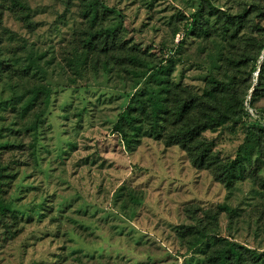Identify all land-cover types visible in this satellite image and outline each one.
<instances>
[{
	"label": "rangeland",
	"instance_id": "obj_1",
	"mask_svg": "<svg viewBox=\"0 0 264 264\" xmlns=\"http://www.w3.org/2000/svg\"><path fill=\"white\" fill-rule=\"evenodd\" d=\"M22 1L28 17L0 0V202L16 212L19 230L11 237L0 229V264H205L214 239L192 247L205 232L264 252V152L231 188L180 146L157 139L148 112L131 150L114 131L167 60L175 61L171 79L181 95L225 79L237 39L264 42V0H101L115 12L101 27L118 26L124 49L109 56H84L91 28L81 0ZM207 1L247 14L238 38L230 39L222 20L202 19ZM195 22L212 37L189 31ZM133 52L142 64L128 61ZM251 67L236 69L242 96L251 88L249 100L258 85ZM38 84L51 96H33ZM255 107L264 118L263 91ZM260 128L242 117L204 136L230 162L248 130ZM160 131L166 138L169 125Z\"/></svg>",
	"mask_w": 264,
	"mask_h": 264
},
{
	"label": "trees",
	"instance_id": "obj_2",
	"mask_svg": "<svg viewBox=\"0 0 264 264\" xmlns=\"http://www.w3.org/2000/svg\"><path fill=\"white\" fill-rule=\"evenodd\" d=\"M83 3L82 15L89 21L91 31L88 32L84 41V56L90 51L104 52L106 56L113 55L117 51H123L119 45V27L113 26L106 29L101 27V22L114 10L103 5L101 0H81ZM10 9L23 11L29 16V8L22 0H7ZM202 19L208 15L222 20L223 28L230 33V39H236L245 29L247 14H228L210 2H206L205 11L200 13ZM201 19V21H202ZM258 32L262 31L257 28ZM3 30L2 16L0 13V31ZM195 35L204 34L206 38L212 37L209 26L202 22H195L189 29ZM238 58L234 55L226 58L234 68L227 71L225 79L210 78L211 88H206L202 94H192L189 91L181 95L178 85L172 82L175 71V61L167 60L165 65L160 64L152 70L146 88L133 96L131 103L117 121L114 131L119 133L128 149L139 144L143 137V126L141 113L148 112L149 125L157 139L164 140L167 147L180 146L188 153L194 164L200 169L213 170L218 178L228 187H234L237 181L244 179L249 166L252 165L253 157L264 152V128L248 130L245 142L238 149L235 160L224 162L221 157L214 154V142L205 138L208 131L216 132L220 128L231 125L237 126L242 117L249 120L254 118L256 123H264V118L259 115L255 107L256 99L260 92H264V42L258 40H245L242 43L237 39ZM123 45V44H122ZM236 45L234 48H236ZM124 47V45H123ZM127 49V47H124ZM256 51V53H255ZM128 61L142 64L136 52L129 54ZM216 62L223 60L221 51L213 56ZM240 58V59H239ZM252 62L251 73H258L257 83L250 100L247 98L251 88L243 97L238 83L237 70L246 67ZM31 60L30 66H34ZM237 69V70H236ZM179 90V91H178ZM32 94L35 97L44 95L50 97L52 89L45 84L34 86ZM246 99V100H245ZM248 107L256 116H252ZM165 123L169 125L170 133L164 138L160 127ZM18 215L10 204L0 202V229L5 230L7 235L13 237L18 233L15 231ZM190 229H188L189 231ZM203 235V234H202ZM208 238L214 239V249L208 253L205 264H264V252L252 251L230 240L221 238L217 234L204 233L197 238L192 247H199Z\"/></svg>",
	"mask_w": 264,
	"mask_h": 264
},
{
	"label": "built area",
	"instance_id": "obj_3",
	"mask_svg": "<svg viewBox=\"0 0 264 264\" xmlns=\"http://www.w3.org/2000/svg\"><path fill=\"white\" fill-rule=\"evenodd\" d=\"M248 111H249V113L252 115V116H256V114L254 115L253 113H255L252 109H250L249 107H248Z\"/></svg>",
	"mask_w": 264,
	"mask_h": 264
},
{
	"label": "water",
	"instance_id": "obj_4",
	"mask_svg": "<svg viewBox=\"0 0 264 264\" xmlns=\"http://www.w3.org/2000/svg\"><path fill=\"white\" fill-rule=\"evenodd\" d=\"M258 73H259V71H258ZM258 73H257V76H258Z\"/></svg>",
	"mask_w": 264,
	"mask_h": 264
}]
</instances>
